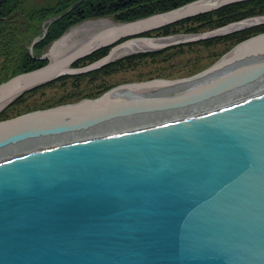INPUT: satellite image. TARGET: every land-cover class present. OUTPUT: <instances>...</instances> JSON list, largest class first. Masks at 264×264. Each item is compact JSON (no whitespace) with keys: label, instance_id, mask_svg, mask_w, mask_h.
Returning a JSON list of instances; mask_svg holds the SVG:
<instances>
[{"label":"water","instance_id":"1","mask_svg":"<svg viewBox=\"0 0 264 264\" xmlns=\"http://www.w3.org/2000/svg\"><path fill=\"white\" fill-rule=\"evenodd\" d=\"M235 1L80 20L41 48L47 64L0 83V110L26 89L132 51L264 23L257 14L183 38L126 40L70 66L121 36ZM253 39L264 32L236 47ZM227 55L188 77L125 83L1 120L2 150L45 139L0 155V264H264V60L172 85L242 53Z\"/></svg>","mask_w":264,"mask_h":264},{"label":"rangeland","instance_id":"2","mask_svg":"<svg viewBox=\"0 0 264 264\" xmlns=\"http://www.w3.org/2000/svg\"><path fill=\"white\" fill-rule=\"evenodd\" d=\"M17 1H19L18 9L20 11L26 12L34 10L36 15L39 10L42 11L43 9L45 10V13L48 14L47 17L41 21L42 23L40 25L41 27L39 28L40 30L36 34H33L30 38H28L26 35L30 34L28 31L33 30V27H29V24L31 25L32 21L30 23L27 22V24H23L22 20H19V27L17 30L18 34L22 35L20 36L21 39H19V42L16 35H14L11 41V47H14V53L11 54L10 52L9 54H4V51L0 50V83L19 73L30 71L47 64L48 56H42L41 48L51 43L58 36L57 35L49 39L47 37L50 36V29H48V26L52 22L60 19L74 6H78V3H80V0ZM152 1L155 5L160 3V0ZM192 1L194 0H186V2H183V4L179 6L185 5ZM255 1L256 0H243L237 3L225 4L211 10L184 17L180 20L159 27L151 28L149 30L141 31L135 34L121 36L114 42L104 45L76 59L71 63L70 66L82 67L93 61H96L108 54L111 48L126 40L166 39L171 36L205 32L243 18L257 14H264V1H259L258 3ZM144 4L142 2H137L135 4H130L129 8H118L114 11L100 15L124 22L158 13L155 11L154 13L138 18H124L125 16L130 17V15L134 14L137 11L136 6ZM237 4L240 5L238 6ZM21 6H23L22 10ZM51 8H60L62 11L51 15ZM252 9L255 11L253 12ZM49 12L51 13L49 14ZM21 13L22 12H20V14ZM76 13V15L69 18L68 22H71L72 18L74 19L70 25L80 20L95 18L97 16L85 15L80 18L78 16V12ZM54 27L51 30H56ZM263 32L264 23H261L226 33L204 37L194 41L169 44L147 50H136L92 72L51 79L31 87L29 90L27 89V91L19 94L8 105L0 110V121L13 118L33 110L55 107L65 103H74L86 98H97L105 91L125 83L141 82L154 78L176 79L194 75L208 68L221 57L230 53L241 41ZM20 44L23 46L26 54H28L32 60L36 61H28V58L24 66L36 67L23 71H12V66L17 63L22 64V61H19L21 60V58H19V48L17 49ZM2 67L4 68L1 69ZM19 69H22V67L18 68L17 70ZM14 149H9L6 152ZM4 153H0V155Z\"/></svg>","mask_w":264,"mask_h":264},{"label":"trees","instance_id":"3","mask_svg":"<svg viewBox=\"0 0 264 264\" xmlns=\"http://www.w3.org/2000/svg\"><path fill=\"white\" fill-rule=\"evenodd\" d=\"M263 2L264 0H256L255 2ZM19 1L17 0H0V50L4 51V54H9L11 52V54H13L14 52V47H11V41L14 37V35H16L18 37V42L20 36L22 34H18V30L17 28L19 27V20H22L23 24H27V22H31L32 24H29V27H33V30L28 31V33H30L28 36V38L32 37L33 34H36L40 29V25H41V21L47 17L48 13H45V10L42 9V11H38L35 15L34 10L31 11H20L19 8ZM137 2H142L144 5H139L136 6V12L132 15H130V17L125 16L124 18H138V17H142L151 13L156 12H161V11H165L171 8H175L181 4H183V2H186V0H160V3L158 5L153 4L152 0H80V3H78V6H74L68 13H66L64 16H62L60 19L52 22L49 26L48 29L49 30V35L47 36L49 39L57 36L58 34H60L65 28H67L68 25H70V23H72V21H74V19H71V22H68L69 18L76 15L78 12V16L81 18L85 15L90 16V15H100L103 13H108L111 11H114L115 9H120V8H129L130 4H135ZM147 2V3H146ZM150 3V4H149ZM141 4V3H140ZM154 5V6H153ZM238 6L240 4H237ZM58 7V6H56ZM243 7V4H242ZM262 8V7H261ZM23 9V6H21V10ZM51 12H49V14H55L58 12H61L62 9L60 8H51L50 9ZM25 11V10H24ZM252 11L254 12L255 10L252 9ZM20 12H22L20 14ZM84 14V15H83ZM33 19L32 18V16ZM39 15V16H38ZM77 17V16H76ZM75 17V19H76ZM55 26V27H54ZM35 27V28H34ZM53 27L56 30H51L53 29ZM48 34V33H47ZM46 34V35H47ZM25 36V37H26ZM23 42V41H22ZM22 44V43H21ZM19 45L17 47V49L19 50V58H21L22 64H15L14 67L12 66V71H23L26 69H31L34 68L36 66L33 67H29V66H24V64L28 61L31 60L32 62H36L34 60H32L28 54H26L25 50L23 49L22 45ZM3 53V52H2ZM30 63V62H29ZM9 67V66H7ZM5 67V68H7ZM22 67V69L17 70L18 68ZM4 67H2L1 69H3ZM13 73V72H11Z\"/></svg>","mask_w":264,"mask_h":264},{"label":"bare ground","instance_id":"4","mask_svg":"<svg viewBox=\"0 0 264 264\" xmlns=\"http://www.w3.org/2000/svg\"><path fill=\"white\" fill-rule=\"evenodd\" d=\"M239 1H243V0H239ZM239 1L231 2V3H237ZM227 4H230V3H227ZM183 37H185V36L184 35H177V36L168 37L166 39H169V38H183ZM141 40H145V39H130L128 42L141 41ZM257 40L258 39L250 40V41H248V42H246V43H244L242 45H239L235 49H233L227 56L234 55V54L240 53V52L242 53V55H240L238 57V59L233 60L230 63L224 64L221 68L216 69L212 73H209V74L204 75L202 77H199L197 79H193V80H190V81H183V82L175 83V84H172V85L195 86V85H197V84H199V83H201V82H203V81H205V80H207V79H209V78H211V77H213L215 75L228 72V71L236 68L237 66L239 67V66H241L243 64L250 63V62H253V61H258V60H262V59L264 60V41L258 42ZM148 49H150V48H148ZM142 50H144V49H142ZM132 52H134V51H132ZM132 52H130V53H132ZM145 81H147V80H145ZM158 84H164V83H158ZM25 91H27V89ZM74 103H76V102H74ZM65 104H70V103H65ZM65 104H61V105H65ZM58 106H60V105H58ZM46 138H48V137H46ZM42 139H45V138H41V139L36 138L35 140H33L31 142L20 144V145L19 144H17V145H9L8 147L4 148L3 150L0 149V153H4V152L8 151L9 149L17 148L18 146L22 147L24 145H27V144H30L32 142L39 141V140H42Z\"/></svg>","mask_w":264,"mask_h":264}]
</instances>
